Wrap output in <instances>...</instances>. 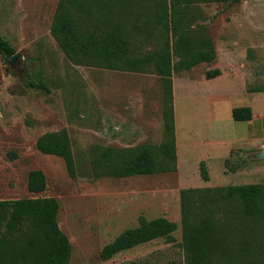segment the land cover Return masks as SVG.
Returning <instances> with one entry per match:
<instances>
[{
	"label": "rangeland",
	"instance_id": "1",
	"mask_svg": "<svg viewBox=\"0 0 264 264\" xmlns=\"http://www.w3.org/2000/svg\"><path fill=\"white\" fill-rule=\"evenodd\" d=\"M178 1L181 31L209 38L217 57L173 74L177 169L96 179L91 161L101 150L165 140L161 77L71 62L50 30L60 0H0V35L16 50L10 58L0 52V199L57 198L59 225L73 246L70 264H186L181 190L264 185V91H256L264 88V0ZM167 39L156 30L144 51L164 47ZM178 59L173 51L172 60ZM215 68L221 75L207 79ZM40 81L49 90L29 85ZM246 105L253 119L234 120L233 108ZM62 129L70 136L75 177L63 158L36 146L40 136ZM201 161L209 181L201 176ZM32 169L47 176L42 193L28 189ZM141 216L176 222L174 240L156 239L102 259L103 247ZM241 222L226 219V247L217 255L231 253L234 263L217 264H263L255 250L246 260L234 258Z\"/></svg>",
	"mask_w": 264,
	"mask_h": 264
},
{
	"label": "trees",
	"instance_id": "2",
	"mask_svg": "<svg viewBox=\"0 0 264 264\" xmlns=\"http://www.w3.org/2000/svg\"><path fill=\"white\" fill-rule=\"evenodd\" d=\"M179 14L178 0H60L50 30L71 62L135 72L153 71L161 77L165 90V140L158 146H109L101 150L91 161L93 178L129 177L177 169L173 74L192 69L201 62L210 63L217 57L209 38L199 39L192 32L181 31L183 17ZM157 28L166 33L167 43L160 49L145 52L143 42L151 41ZM170 37H173L172 43ZM173 51L179 56L176 62L172 60ZM0 52L7 58L16 54L1 35ZM220 75L219 68L206 72L207 79ZM29 85L49 90L42 81ZM253 114L248 105L232 110L236 121L252 120ZM36 146L45 154L63 158L69 174L77 176L76 159L66 129L40 136ZM9 155L17 156L16 152ZM200 173L204 180H210L205 161L200 163ZM27 186L33 194L44 192L47 189L45 172L32 169ZM181 203L189 258L186 264H217L222 259L234 263L231 253L217 255L220 248L226 247L227 218L242 221L239 227L242 238L237 240L234 258L246 260L253 250L263 257V184L183 189ZM230 206L232 209L227 212ZM59 209L60 203L55 197L0 199V264H70L73 246L59 225ZM177 227L176 222L163 216L154 219L141 216L137 226L125 229L103 247L101 257L107 260L156 239L173 241Z\"/></svg>",
	"mask_w": 264,
	"mask_h": 264
},
{
	"label": "water",
	"instance_id": "3",
	"mask_svg": "<svg viewBox=\"0 0 264 264\" xmlns=\"http://www.w3.org/2000/svg\"><path fill=\"white\" fill-rule=\"evenodd\" d=\"M16 54L13 55V57H15Z\"/></svg>",
	"mask_w": 264,
	"mask_h": 264
}]
</instances>
